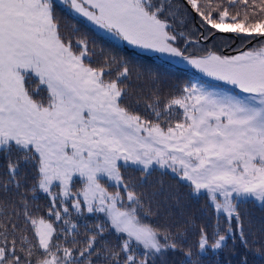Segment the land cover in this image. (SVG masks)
<instances>
[{
	"label": "snow or ice",
	"instance_id": "snow-or-ice-1",
	"mask_svg": "<svg viewBox=\"0 0 264 264\" xmlns=\"http://www.w3.org/2000/svg\"><path fill=\"white\" fill-rule=\"evenodd\" d=\"M65 2L130 45L180 57L231 87L186 85L163 109L158 98L149 103L147 107L157 118L149 121L121 104L126 87L120 78L127 77L126 66L116 79L105 80L103 67L85 64V42L78 41L84 47L77 54L71 42L62 40L53 0H0V149L9 157L13 147L24 154L15 162L9 159V179L0 183V190L19 188L16 173L20 161H33L38 187L52 198L49 212L57 220L62 217L61 211H54L56 201L64 205L68 198L81 195L89 213H105L115 232L126 238L119 251L105 245L101 252L95 248L97 236H90L87 248L79 253L80 257L88 255L84 264H94L93 255L107 264H154L157 255L169 250L183 253L180 264H199L191 247L185 249L179 242L186 239L187 228L173 233L171 227L145 222L140 214L141 197L121 173V162L140 166L145 175L158 166L187 182L193 194L207 195L216 223L211 237L207 226L199 227L197 257L226 246L233 220L241 241L247 244L238 206L249 200L264 204V0H219L215 5L206 0L203 6L200 0H186L201 18V25L210 26L209 36L232 33L248 41H262L235 55L208 51L202 56H186L175 46L177 36L184 33H177L169 22L168 17L176 19L179 12L172 0ZM232 9L238 10L233 13ZM29 76L39 81L33 92L46 87L47 103L33 98L27 87ZM177 108L182 110L181 118L174 120ZM161 117L167 127L162 126ZM76 176L82 187L73 192ZM105 177L114 182L117 191L109 192L101 183ZM56 186L58 192L53 191ZM71 206L79 212L82 201L73 199ZM26 209L25 202L28 216ZM62 211L68 213L69 208L65 205ZM221 216L227 224L224 229ZM28 219L36 243L21 236L18 249L15 238L8 240L9 229L4 224L0 264H74L73 250L61 249L55 242L52 223ZM96 227L97 234L103 233L102 225ZM37 248L43 250V256L33 262ZM61 251L62 256L58 255Z\"/></svg>",
	"mask_w": 264,
	"mask_h": 264
},
{
	"label": "trees",
	"instance_id": "trees-1",
	"mask_svg": "<svg viewBox=\"0 0 264 264\" xmlns=\"http://www.w3.org/2000/svg\"><path fill=\"white\" fill-rule=\"evenodd\" d=\"M200 2L203 6L206 0H200ZM212 2L215 5L219 3V0H212ZM53 3L55 21L59 26L62 40L65 43L71 42L72 50L77 54L84 47V45L78 44V41L85 42L87 48L85 64L95 68L103 67L105 80L116 79L118 73L125 66L128 68L127 77L120 78L121 85L126 87L121 104L130 111L140 114L144 119L157 120L152 110L147 107L155 98H158L159 107L163 109L168 100L179 95L186 85L198 83L207 87H231L223 82L209 79L192 69L162 59L155 54L136 50L114 40L98 31L83 17L71 12L59 1L53 0ZM172 6L178 7L179 12L176 19L172 17H168V19L177 33H184L183 36L178 35L174 42L175 46L184 52V55L202 56L208 51L217 54H235L239 48L249 42L244 38H237L232 33H217L210 37V26L201 25V18L190 5H187L186 0H172ZM237 10L232 9L233 13ZM181 19H183V23H181ZM201 34L210 38L200 39ZM186 40L191 42L185 43ZM261 43L262 41L256 38L244 50L258 47ZM36 82L38 81L36 80ZM33 89H35L34 85L30 84L29 91L33 94V98L44 101L45 98L40 97L46 95L43 86L39 88L38 93L33 92ZM180 112L182 110L177 108L178 114L174 120L181 118ZM159 119L162 126L167 127L164 118ZM23 155L15 147L11 149L10 157L0 149V183L9 179V159L15 162ZM121 165L124 181L141 197L143 208L140 210V214L145 222L161 227H171L173 233H176L178 229L187 228L186 239H177L185 249L191 247L194 253L193 259H198L199 264H264V204L249 200L241 202L238 206L243 235L247 244L241 241V233L237 228L236 221L233 220L231 225L233 232L229 234L226 246L221 250H208L197 257L195 253L199 227L207 226L211 237L216 223V216L207 195L193 194L188 183L180 180L169 169H161L157 166L150 171V175H145L138 165ZM16 179L19 181V188L11 186L7 192L0 190V230L4 224H7L8 240L11 241L15 238L18 249L21 247V236L36 243L35 229L31 220L28 219V216H31L37 220L43 218L52 223L56 229L55 242L61 249L71 248L73 250V255L76 258L74 264H84V261L88 259L87 253L84 257H80L79 253L82 249L87 248L88 238L93 235L97 236L96 249L102 252L104 246L107 245L109 249L119 251L126 236L115 232L105 213H89L86 208H82L78 212L72 208L69 199L64 202V205L59 199L56 201L54 211H61L62 218L60 220H57L55 215L49 212V209L53 208L52 198L39 189L37 169L33 161H20ZM105 185L109 192L117 191V186L114 183L108 182ZM79 187H82V182ZM119 190L125 196L124 203L127 204L123 187L120 186ZM25 202L28 216L25 215ZM65 205L69 208L68 213L62 211ZM145 213L148 214L145 215ZM66 220L69 221L68 224L65 223ZM186 221L192 223L186 224ZM13 225H15L14 229ZM72 225H76V227L72 228ZM97 225L103 226V233L97 234ZM220 227L221 229L227 227L223 216L220 217ZM70 228H72L71 231H69ZM221 234H224L223 231ZM209 242H212L211 239ZM0 243H2V238H0ZM58 255L62 256L63 252L61 251ZM42 256L43 250L37 248L32 257L33 262L37 257ZM91 259L94 264H107L106 260L95 255ZM182 259V252L169 250L163 255H157L154 264H180Z\"/></svg>",
	"mask_w": 264,
	"mask_h": 264
},
{
	"label": "rangeland",
	"instance_id": "rangeland-1",
	"mask_svg": "<svg viewBox=\"0 0 264 264\" xmlns=\"http://www.w3.org/2000/svg\"><path fill=\"white\" fill-rule=\"evenodd\" d=\"M57 1H59L60 3H62L64 6H66V7H67L71 12H73L74 14H76V15H78V16H80V17H83L82 15H80V14L76 13L75 11H73V10L71 9V7L65 2V0H57ZM83 18L86 19V20H87L92 26H94L98 31H100L101 33L105 34L106 36H108V37H110V38H112V39H114V40H117V41H119V42H121V43L127 44V45H129V46L135 48L136 50H139V51H145V52H149V53L155 54V55L159 56V57L162 58V59H165V60H167V61H169V62H172V63H174V64H178V65H181V66L187 67V68L192 69V70L196 71L197 73H199V74H201V75H203V76H205V77H207V78H209V79L215 80V79L212 78V77H208V76H206L204 73L200 72L198 69H196L195 67H193V66L190 65L187 61H185L184 59H182V58H180V57H173V56H170L169 54H161V53H157V52H154V51H151V50H144V49H142V48H139V47H136V46L130 45L127 41H124L123 39H121V38L115 36L114 34H112V33H110V32H108L106 29L101 28L100 26L96 25L95 23L89 21L87 18H85V17H83ZM235 54H237V52H236ZM235 54H222V53H220V55H235ZM186 56H191V55H186ZM36 80L38 81L37 78H35V77H33V76H29V78H28V80H27V87L29 88V86H30V84H31V86L34 85V88H36L37 85H38V83H39V81L36 82ZM216 81H217V80H216ZM220 82H222V81H220ZM223 83H224V82H223ZM40 87H41V86H40ZM43 89H45V93H46V95H41L40 97H41V98L44 97L45 100H44L43 102H44V103H47V96H48V93H47L46 87L43 86ZM121 164H123V162H121ZM129 164L132 165L131 163H129ZM123 165H124V164H123ZM170 171H171V170H170ZM81 182H82V181L80 180V178H79L78 176L74 177L73 184H72V191H73V192H77V191L80 189L79 186H80V183H81ZM108 182H109V183H114V182L109 181L106 177H105V178H102V180H101V183H102L107 189H108V187H107L105 184L108 183ZM53 191H54V192H58V191H59V187H58V186L54 187V188H53ZM108 191H109V189H108ZM203 194H204V193H203ZM77 198L80 199V200L82 201V207H81V209H82V208H86V209H87L86 205L83 204V197H82V195L79 196V197H71V198H68V199L70 200V202H71V204H72V200H73V199H77ZM259 203H260V202H259Z\"/></svg>",
	"mask_w": 264,
	"mask_h": 264
},
{
	"label": "water",
	"instance_id": "water-1",
	"mask_svg": "<svg viewBox=\"0 0 264 264\" xmlns=\"http://www.w3.org/2000/svg\"><path fill=\"white\" fill-rule=\"evenodd\" d=\"M210 37H212V36H210ZM210 37H209V38H210ZM200 38H202V35L200 36ZM255 39H256V38L251 39L249 42H247V44H246L245 46L241 47L239 50H243L247 45L252 44V43L254 42Z\"/></svg>",
	"mask_w": 264,
	"mask_h": 264
}]
</instances>
